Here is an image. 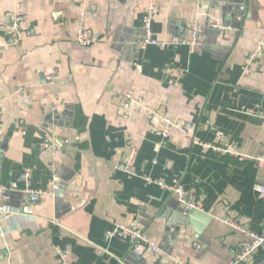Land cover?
Instances as JSON below:
<instances>
[{
  "label": "crops",
  "instance_id": "obj_1",
  "mask_svg": "<svg viewBox=\"0 0 264 264\" xmlns=\"http://www.w3.org/2000/svg\"><path fill=\"white\" fill-rule=\"evenodd\" d=\"M152 2L154 37L186 38L199 20V43H146ZM15 14L24 17L21 41L8 45L0 32V185L17 181L19 190L4 197L15 214L0 221V264H58L57 247L70 248L69 264H226L249 240L231 222L262 231L264 195L254 186L264 183V119L249 110H264V56L249 74L244 64L264 36V0H0V18ZM209 16L231 29L211 27ZM81 24L95 38L91 47L76 40ZM174 60L185 72L169 85L164 68ZM20 85L30 102L13 93ZM126 91L193 128L173 130L163 144L144 108L122 116ZM45 136L60 141L57 158L39 148ZM129 141L138 176L116 165L133 155ZM204 144H232L240 155ZM26 168L29 181L21 179ZM144 175L180 179L201 216L186 221L177 198ZM53 180L56 195L31 204L25 190H50ZM131 221L159 252L139 254L109 233Z\"/></svg>",
  "mask_w": 264,
  "mask_h": 264
},
{
  "label": "built area",
  "instance_id": "obj_2",
  "mask_svg": "<svg viewBox=\"0 0 264 264\" xmlns=\"http://www.w3.org/2000/svg\"><path fill=\"white\" fill-rule=\"evenodd\" d=\"M158 8L155 3H150L146 10L144 18V31H145V42L148 44L158 45L162 48L175 47L182 44H189L196 46L200 40V22L195 20L191 22L187 27L186 38H174L171 41H162L154 37L153 33V22L157 14ZM23 22L24 17L21 14H15L10 20L0 18V32L6 35V42L8 45H15L19 43L23 37ZM209 24L211 27L224 30L226 28L231 29V26H225L221 20L216 16H209ZM76 40L79 44L84 47H91L95 38L87 33V30L83 24L78 29ZM264 56V36L258 41L257 46L247 55L244 72L249 74L251 72L253 64ZM184 69L178 65L175 60L169 62L164 68V81L169 85H176L184 74ZM47 79L53 81L54 76L52 74L47 75ZM13 93L19 96L23 102H30V88L26 85H20L14 88ZM142 107L146 110L149 120L155 121L152 130L163 138V144L170 137L173 130H177L182 134H188L193 128L194 124L191 121H177L172 117L159 112L156 109L148 107L144 103L142 95L134 93L132 91H126L123 94L122 103L119 107V111L122 116L126 119H130L136 108ZM3 108L4 102L0 100V134L3 126ZM253 114L264 119V110H249ZM129 146L132 150L133 155L126 159H120L117 161V167L126 172L131 176H138L135 165V156L137 154V148L129 141ZM204 146H211V144H204ZM214 147L216 150H222L224 152H232L236 155H240L237 148L232 144H228L226 148ZM41 150L51 149L54 153V157L57 158L61 150L60 141L58 139L45 136L39 143ZM259 160L264 162V156H259ZM56 166L55 164H53ZM33 170L32 168H26L22 174L21 179L29 181L31 179ZM144 179L147 183H155L161 186L166 191L173 194L181 207L186 210L200 209V204L194 200L193 193L186 189L180 179L174 178L171 182H166L161 179H154L150 176L144 175ZM52 188L45 190L41 188L28 187L25 192L28 195L31 204H37L43 202L48 197H54L56 191L59 190V183L56 180L51 182ZM257 192L264 195V183H257L254 186ZM19 186L17 181H11L6 184L0 185V221L1 218H8L15 214V211L8 208L4 204L5 194L12 191H18ZM225 222H228L225 220ZM233 226L241 229L248 237L249 240L242 243V245L236 250L233 258L226 264H247V262L256 254L264 251V227L262 231L255 232L247 228L241 227L238 224L231 222ZM110 234L119 235L123 238L129 239L134 244V250L137 253H141L144 248L152 252H159L160 248L158 243L150 238L143 227L139 225L137 221H131L127 224L117 223L116 226L109 231ZM4 232L0 229V237L3 236ZM58 255V264H69L68 255L70 254V248H59L55 249ZM189 264V263H182Z\"/></svg>",
  "mask_w": 264,
  "mask_h": 264
},
{
  "label": "water",
  "instance_id": "obj_3",
  "mask_svg": "<svg viewBox=\"0 0 264 264\" xmlns=\"http://www.w3.org/2000/svg\"><path fill=\"white\" fill-rule=\"evenodd\" d=\"M180 207H181V205H180ZM180 212L182 213V217L185 218V220L187 218L191 219V218H194V217L201 216V210L200 209H193V210H190V211H186L185 208L181 207V211ZM185 220H183V222H185ZM263 260H264V253L260 257H258L256 260H254L251 264H260Z\"/></svg>",
  "mask_w": 264,
  "mask_h": 264
}]
</instances>
